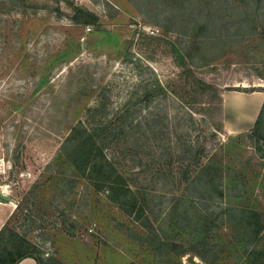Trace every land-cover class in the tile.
<instances>
[{"label":"rangeland","instance_id":"obj_1","mask_svg":"<svg viewBox=\"0 0 264 264\" xmlns=\"http://www.w3.org/2000/svg\"><path fill=\"white\" fill-rule=\"evenodd\" d=\"M74 7L98 21L75 23ZM207 9L201 34L226 45L202 58L190 36ZM192 72L219 96L264 93V0H0V189L41 264H264V145L211 119ZM99 101L105 126L124 109L155 125L114 144L142 215L63 152ZM197 160L212 169L188 170Z\"/></svg>","mask_w":264,"mask_h":264},{"label":"trees","instance_id":"obj_2","mask_svg":"<svg viewBox=\"0 0 264 264\" xmlns=\"http://www.w3.org/2000/svg\"><path fill=\"white\" fill-rule=\"evenodd\" d=\"M210 12L211 10L207 9V14L199 19L193 20L196 26L193 27L194 31L190 36V41L193 40L194 43H198L195 51L201 54L202 58L206 56L205 53L211 46L217 45V42L221 43V47L226 45L223 38H218L216 41L212 29H210V34H201L207 29L208 23L210 22ZM72 19L78 24H95L98 21V16L89 10L74 7ZM194 53L191 54L190 52V56L192 57ZM190 77L192 78L191 85L193 86V93L197 98V102L207 103L209 105L208 113L211 119L222 122V96L218 95L217 90L211 84L198 78L193 72ZM147 84L142 87L143 92L138 102L149 104L154 100V97L160 94L156 88H152ZM159 87L157 88L159 89ZM99 106L100 101L90 106L85 120L78 121V123L71 128L69 135L65 139L63 152H65V154L67 153L72 165L83 174L88 175L98 188L102 189L106 187L110 199L118 206L125 210L132 209L133 211L131 210V213L136 209L137 212H140L138 214L142 215L144 212L143 203L136 196L134 189L128 182L126 174L121 169V165L117 160L118 155L117 157L115 156L114 144L119 136L121 138L125 136L127 139H129L128 137L135 138L134 140L136 142L141 138L151 139L149 132H156L155 125L148 121L145 124L142 122L134 124V119L131 116L132 112L124 109V111L120 112L119 116H117V118L122 117L124 120L113 129V127H108V124L106 126L104 125L105 122H103L102 118L105 117L106 119L108 113L105 110L101 113ZM104 112L107 114H103ZM250 137L255 138L264 145V101L251 130ZM70 145L73 146V148L71 151H68ZM201 163L199 160L193 163L190 162L188 170L191 169V172L195 171L198 174L200 170L209 172L212 169V163L211 165H204V163ZM188 170L184 168L183 172L185 171V174H187ZM19 210L20 206L18 205L7 223L0 230V264H18L26 257H33L38 264H41V259L33 251L34 246L31 241L21 235L11 224L12 219ZM257 225L256 231L259 232L261 225L259 221H257Z\"/></svg>","mask_w":264,"mask_h":264},{"label":"crops","instance_id":"obj_3","mask_svg":"<svg viewBox=\"0 0 264 264\" xmlns=\"http://www.w3.org/2000/svg\"><path fill=\"white\" fill-rule=\"evenodd\" d=\"M262 94V95H261ZM223 124L224 128L227 130L245 131L254 126L258 114L260 112L262 103L264 101V93H244V92H234L229 91L223 94ZM243 100V101H242ZM229 102V103H228ZM246 103L245 108H247L246 115L238 112L234 118L230 117L229 105L231 107H237L240 103ZM248 123H245L244 120ZM0 191H3L0 189ZM16 209L13 200H4L0 198V230L7 223L11 215ZM18 264H38L36 259L33 257H26L22 259Z\"/></svg>","mask_w":264,"mask_h":264},{"label":"water","instance_id":"obj_4","mask_svg":"<svg viewBox=\"0 0 264 264\" xmlns=\"http://www.w3.org/2000/svg\"><path fill=\"white\" fill-rule=\"evenodd\" d=\"M0 198H2L4 200H9V196L6 195L3 191H0Z\"/></svg>","mask_w":264,"mask_h":264},{"label":"bare ground","instance_id":"obj_5","mask_svg":"<svg viewBox=\"0 0 264 264\" xmlns=\"http://www.w3.org/2000/svg\"><path fill=\"white\" fill-rule=\"evenodd\" d=\"M243 101V100H242ZM229 103V102H228ZM239 103H241V102H239ZM244 103V102H243Z\"/></svg>","mask_w":264,"mask_h":264}]
</instances>
